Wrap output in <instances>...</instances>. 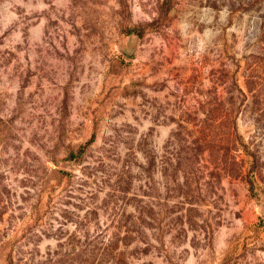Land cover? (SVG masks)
Wrapping results in <instances>:
<instances>
[{
  "label": "rangeland",
  "instance_id": "374dc122",
  "mask_svg": "<svg viewBox=\"0 0 264 264\" xmlns=\"http://www.w3.org/2000/svg\"><path fill=\"white\" fill-rule=\"evenodd\" d=\"M0 264H264V0H0Z\"/></svg>",
  "mask_w": 264,
  "mask_h": 264
}]
</instances>
